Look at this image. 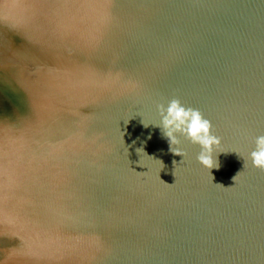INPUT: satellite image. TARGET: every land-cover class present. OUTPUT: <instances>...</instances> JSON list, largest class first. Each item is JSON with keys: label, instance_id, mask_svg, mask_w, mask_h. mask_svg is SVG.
Returning <instances> with one entry per match:
<instances>
[{"label": "water", "instance_id": "obj_1", "mask_svg": "<svg viewBox=\"0 0 264 264\" xmlns=\"http://www.w3.org/2000/svg\"><path fill=\"white\" fill-rule=\"evenodd\" d=\"M261 135L264 0H0V264H264Z\"/></svg>", "mask_w": 264, "mask_h": 264}, {"label": "clouds", "instance_id": "obj_2", "mask_svg": "<svg viewBox=\"0 0 264 264\" xmlns=\"http://www.w3.org/2000/svg\"><path fill=\"white\" fill-rule=\"evenodd\" d=\"M158 111L162 118L158 127L161 128L162 136L167 139L170 151L174 155L183 157V153L178 148L173 149L172 147L180 143L177 138V134H179L189 139L193 144L200 145L201 152L197 156V160L201 165L209 170L212 168L219 170L220 165L213 159V151L214 147H219L221 139L212 134V123L204 118L198 109L185 107L179 99H172L167 108L163 104L158 105ZM144 126L148 125L144 124ZM255 144L256 148L250 154L252 165L264 170V135L258 136ZM140 150L137 149V151ZM237 175L233 178L234 181Z\"/></svg>", "mask_w": 264, "mask_h": 264}]
</instances>
